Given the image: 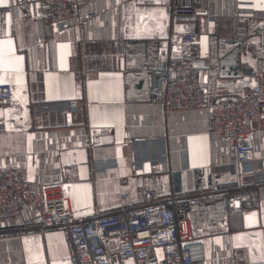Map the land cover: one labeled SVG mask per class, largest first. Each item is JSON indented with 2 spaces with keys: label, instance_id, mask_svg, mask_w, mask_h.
Returning a JSON list of instances; mask_svg holds the SVG:
<instances>
[{
  "label": "crops",
  "instance_id": "crops-1",
  "mask_svg": "<svg viewBox=\"0 0 264 264\" xmlns=\"http://www.w3.org/2000/svg\"><path fill=\"white\" fill-rule=\"evenodd\" d=\"M10 2L0 0V82L13 85L12 99L0 104L7 119L0 160L23 164L35 183L60 181L83 219L116 211L121 191L131 194L126 205L138 208L147 189L160 197L205 193L229 201L242 187L251 208L238 211L228 202L224 222L200 225L202 264L264 259V185L251 172L264 158V131L251 162L232 167L225 137L214 141L204 127L205 111L167 113L152 94L153 72L179 57L176 38L189 32L199 33L194 49L208 55L211 101L253 84L264 88V0H209L207 16L174 15V0H99L88 22L64 28L47 17L4 13ZM236 47L234 75L221 59ZM81 69L90 72L87 80L76 78ZM75 100L82 102L75 114H35L39 103ZM105 159L118 164L104 168ZM197 206L207 217L210 209L223 212L220 201ZM67 261L61 229L41 232L29 222L28 229L0 230V264Z\"/></svg>",
  "mask_w": 264,
  "mask_h": 264
},
{
  "label": "built area",
  "instance_id": "built-area-1",
  "mask_svg": "<svg viewBox=\"0 0 264 264\" xmlns=\"http://www.w3.org/2000/svg\"><path fill=\"white\" fill-rule=\"evenodd\" d=\"M99 0H11L4 13L14 16H43L59 28L71 21L86 23L95 13ZM174 15L207 16L209 0H174ZM180 55L153 72V101L167 113L205 111L204 127L216 141L225 137L231 151L226 162L232 167H243L251 162L256 151V135L264 131V88L253 84L234 90L211 101L205 79L209 65L208 55L194 49L199 33L179 34L176 38ZM119 51L124 50V39H119ZM78 80H87L90 72L75 71ZM13 96V85L0 82V104ZM81 101L39 103L35 114L47 111H67L75 114ZM7 129V119L0 116V132ZM116 159L101 162L104 168L116 167ZM254 182L264 185V158L257 169L251 170ZM237 176L243 175L240 170ZM127 191L120 192L121 205L113 212L78 218L60 181H31L27 168L14 159L0 160V230L28 229L36 223L39 231L61 229L68 252L67 264H202L206 259L204 231L195 232L205 219L199 213L193 220L196 203H205L212 197L200 193L160 197L155 189H147L146 202L130 208ZM215 198V197H214ZM225 209L229 205L238 211L252 207L247 190L239 189L228 201L221 198ZM30 215L26 217V212ZM209 223V222H208ZM244 257V254L242 253ZM245 258V257H244ZM252 264H264V259Z\"/></svg>",
  "mask_w": 264,
  "mask_h": 264
},
{
  "label": "bare ground",
  "instance_id": "bare-ground-1",
  "mask_svg": "<svg viewBox=\"0 0 264 264\" xmlns=\"http://www.w3.org/2000/svg\"><path fill=\"white\" fill-rule=\"evenodd\" d=\"M214 201H216V202H217V201H220V202L222 203V210H223V212L221 211L220 208H218V209H217V208H215V209H210V210L208 211V216L210 217V218H209V217H207V216L205 215V213L203 212V210H200V211L197 210V208H198L197 205L204 206V205H206V204H210V203H212V202H214ZM199 213H203V214L205 215V217L207 218L209 224H211V225H214V224H220V223H222V222L225 221V217H226L224 202H223V200H222L221 198H213V199H211V200H209V201H207V202H205V203H196V204L194 205L193 212H192L193 220L196 219V217H197V215H198ZM222 216H223V218H222ZM214 218H217V221L213 220ZM221 218H222V220H221ZM194 230H195V232H197V233H199V232L201 231V229H200L199 226H195V227H194Z\"/></svg>",
  "mask_w": 264,
  "mask_h": 264
},
{
  "label": "water",
  "instance_id": "water-1",
  "mask_svg": "<svg viewBox=\"0 0 264 264\" xmlns=\"http://www.w3.org/2000/svg\"><path fill=\"white\" fill-rule=\"evenodd\" d=\"M238 50V47L234 48L230 53L221 59L222 68L231 70V74L234 75L238 73Z\"/></svg>",
  "mask_w": 264,
  "mask_h": 264
},
{
  "label": "rangeland",
  "instance_id": "rangeland-1",
  "mask_svg": "<svg viewBox=\"0 0 264 264\" xmlns=\"http://www.w3.org/2000/svg\"><path fill=\"white\" fill-rule=\"evenodd\" d=\"M205 222L207 223L206 219L204 220V223H205ZM199 227L201 228V226H199Z\"/></svg>",
  "mask_w": 264,
  "mask_h": 264
}]
</instances>
